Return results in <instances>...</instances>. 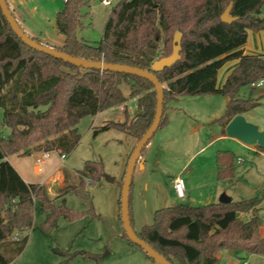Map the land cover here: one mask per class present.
Wrapping results in <instances>:
<instances>
[{"label": "trees", "instance_id": "obj_1", "mask_svg": "<svg viewBox=\"0 0 264 264\" xmlns=\"http://www.w3.org/2000/svg\"><path fill=\"white\" fill-rule=\"evenodd\" d=\"M231 2V14L236 19L224 22L221 14ZM89 5V0H66L57 12L55 27L65 36L62 44L32 37L74 56L152 70L155 59L172 53L175 32L182 33L181 58L155 71L160 82L167 84L159 128L167 123V103L181 96L227 97L224 114L214 120L222 124L259 104L253 97V87L248 97H242L240 90L264 78V54L244 53L243 49L249 30H264V0H119L97 43L78 36L88 15L83 8ZM232 59L239 63L218 87V71ZM134 97L138 108L131 119L108 120L95 130V135L117 128L138 141L155 116L154 84L144 77L85 68L36 50L14 32L0 7V108L3 125L10 128L8 134H0V246L6 249L0 250V264H9L25 248L38 205L45 212L40 225L44 232L56 227L60 217L75 220L88 213L99 216L88 200L85 179L93 182L103 172L102 162L93 160L77 171L78 181L65 171L63 185L51 197L46 184L25 182L7 157L25 149L55 150L67 155L81 139L77 125L84 116L96 115ZM216 164L219 180L235 176L236 156L232 150L218 149ZM69 191L84 197L88 209L77 211L69 207L64 197ZM59 197L61 201L56 202ZM263 200L264 182L260 193L251 198L202 205L178 202L156 210L153 223L145 224L136 233L172 264H219L218 252L222 249L264 254L259 215ZM130 215L133 224L131 202ZM122 236L153 260L125 231ZM53 251L63 257L62 262L77 254L92 259L93 264H99L101 258L86 251Z\"/></svg>", "mask_w": 264, "mask_h": 264}, {"label": "rangeland", "instance_id": "obj_2", "mask_svg": "<svg viewBox=\"0 0 264 264\" xmlns=\"http://www.w3.org/2000/svg\"><path fill=\"white\" fill-rule=\"evenodd\" d=\"M110 1L111 4H104L102 0H89L90 5L83 8L88 15L83 19V27L78 30L80 38L90 43H97L103 38L111 9L119 0ZM33 2L38 5L36 15L24 13L26 22L54 33L56 14L63 9L65 1ZM162 36L161 33L159 52ZM164 85L167 87L166 83ZM253 88V97L258 99L259 104L243 114L264 131V84ZM123 89L127 93V86ZM250 91L251 86L246 85L241 88L240 94L248 97ZM225 99L224 96L212 94L188 95L167 103V123L155 132L134 169L130 202L136 231L145 224L153 223L156 210L178 202L202 205L219 201L223 193L233 200L251 198L260 193L264 182V150L229 137L226 130L214 121L224 114ZM127 104L132 108H127ZM127 104L102 110L97 115L84 116L77 125L81 139L76 147L65 158L58 151H50L49 157L40 164L38 174L34 175L35 157L27 160L31 181L37 182L47 179L62 165L74 181H78L77 171L88 160L102 162L100 177L93 182L85 179L88 200L99 216L88 213L75 220L60 217L56 227L44 232L40 225L45 212L38 205L33 226L27 231L26 247L10 264H93V260L83 254L62 262L63 257L53 248L72 253L86 251L99 254V264H156L122 236L121 190L137 139L117 128L99 131L95 135V130L108 120L131 119L138 108L137 102L135 98H130ZM9 131L10 128L3 125V109L0 108V134ZM218 149H230L236 156L235 176L225 181L217 176ZM179 174L185 179L187 195L184 198H178L171 184V179ZM62 185L63 182L60 187ZM57 187V184L47 185L51 197H55ZM66 203L77 211H85L89 207L87 200L75 191L67 193ZM259 215L264 230V200ZM0 250L6 251L4 246H0ZM219 264H264V254L238 251L232 255L224 252Z\"/></svg>", "mask_w": 264, "mask_h": 264}, {"label": "water", "instance_id": "obj_3", "mask_svg": "<svg viewBox=\"0 0 264 264\" xmlns=\"http://www.w3.org/2000/svg\"><path fill=\"white\" fill-rule=\"evenodd\" d=\"M232 5V2L229 3V5L221 14V19L224 22H231L236 19V17L231 14ZM0 7L14 32L30 47L54 55L78 66L133 74L144 77L154 84L155 90L157 92L155 116L150 127L137 141L127 164L121 190V220L123 223V229L126 232L128 238L132 242L139 245L156 263L172 264L170 260H168L163 254H161L158 250L148 244L145 240L140 238L136 233L130 215V193L135 166L141 157L143 149L146 147L151 138L154 136L155 132L158 130L161 119L163 117L164 88L166 86L160 82L158 76L155 74V71H161L165 67L173 65L181 58L180 51L182 33L179 30L175 32L172 53L168 56H163L161 58L155 59L151 65L152 70H150L132 66L129 64L110 63L103 60L94 61L71 55L53 46L42 44L38 42L34 37H32L28 32H26V30L21 26V24L16 19L12 9L10 8L7 0H0ZM225 129L229 137L236 138L245 144L254 145L264 149V131L261 130L257 124L248 121L243 113H239L232 117L227 123ZM109 178L113 180L112 177ZM231 200L232 198L225 193H223L219 198L220 202H230Z\"/></svg>", "mask_w": 264, "mask_h": 264}, {"label": "crops", "instance_id": "obj_4", "mask_svg": "<svg viewBox=\"0 0 264 264\" xmlns=\"http://www.w3.org/2000/svg\"><path fill=\"white\" fill-rule=\"evenodd\" d=\"M7 2L9 4L10 8L12 9V11H13L16 19L18 20V22L26 30V32H28L31 36L41 37L44 40H46V41H48L54 45L60 44L64 41L65 36L63 34L59 33L57 31L56 27H54L55 32L53 31L54 33H51L47 29L43 30V28L34 27V26H32L26 22V18L24 17V15H25L24 13L28 14L29 16H35L36 11L38 9L37 3L33 2V0H7ZM262 15H264V9L262 11ZM263 40H264V30H260L258 32H254L253 30H249L248 31V40H247L246 44L243 46L244 53L264 54V42H263ZM238 63H239L238 59H232V60H229V61L224 63V65L218 71V75H217L218 87H221L225 83L228 75L238 65ZM127 93H128V87H127ZM204 96H210V95H204ZM134 98H135V101L137 102V100H138L137 97H134ZM227 102H228V98L226 97L225 104H227ZM137 106H138V103H137ZM114 107H117V106H114ZM219 124L222 126L223 130L225 131L227 123L226 124L219 123ZM8 133L9 132H7L6 134H8ZM236 140H238V139H236ZM252 146H254V145H252ZM255 148H258V147H255ZM38 153L39 152L33 151L31 149H25V150H20L14 154H11L7 157V160L10 162V164L20 173V175L22 176L24 181L27 183L37 182V181H31L32 177L30 174V170L28 169V166H27V160L35 157L34 175L38 174L41 171V165L36 163V156ZM63 167H64V165H62V167H60L56 171L52 172L48 176L47 179H44L43 181H39V183H44L46 185L57 184L58 185L57 189H58L60 187L61 183L63 182L64 172L67 171ZM174 177L171 179V184H173ZM223 181H225V180H223ZM66 195L64 196L65 199H66ZM186 195H187V193H186ZM184 197L178 196V198H184ZM61 199L62 198L59 197V198H56L55 201L60 202ZM261 230H262V232L264 231L262 229V227H261ZM224 252L232 254V255H236V253H238V252L230 250V249H222L218 252V263L221 262V259L224 256Z\"/></svg>", "mask_w": 264, "mask_h": 264}, {"label": "built area", "instance_id": "obj_5", "mask_svg": "<svg viewBox=\"0 0 264 264\" xmlns=\"http://www.w3.org/2000/svg\"><path fill=\"white\" fill-rule=\"evenodd\" d=\"M64 1H66V0H64ZM102 2L104 4H111L110 0H102ZM263 84H264V78H261L257 81L252 82L250 84V86L251 87H258V86H262ZM126 106L129 109L132 108V106H129L128 104ZM49 152L50 151H40L36 156V163L40 165L45 158L49 157ZM61 156L63 158H65L66 154H61ZM87 181L89 182L90 179L87 178ZM173 188L179 197H184L186 195L185 179H184L183 175L179 174V175L174 177ZM14 237H16V236H14Z\"/></svg>", "mask_w": 264, "mask_h": 264}]
</instances>
